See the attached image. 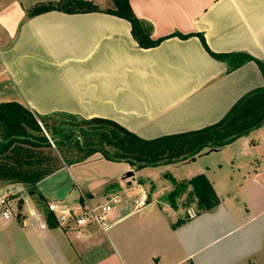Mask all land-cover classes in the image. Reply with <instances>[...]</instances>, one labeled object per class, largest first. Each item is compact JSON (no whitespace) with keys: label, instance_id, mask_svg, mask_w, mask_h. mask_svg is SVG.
Returning a JSON list of instances; mask_svg holds the SVG:
<instances>
[{"label":"crops","instance_id":"crops-1","mask_svg":"<svg viewBox=\"0 0 264 264\" xmlns=\"http://www.w3.org/2000/svg\"><path fill=\"white\" fill-rule=\"evenodd\" d=\"M89 1L101 10L112 7ZM128 2L138 19L151 24L153 40L193 36L141 49L130 24L110 14L51 11L28 18L32 6L0 0V103L16 102L37 116L106 119L150 140L215 124L242 96L264 87L256 63L242 60L264 63V0ZM196 34L211 52L231 55L230 60L212 58ZM93 161L106 160L95 155L64 166L39 182L33 195L20 185L0 186V194L24 201L21 216L0 219V264H264V124L188 161L139 170L127 164L123 170L133 175L120 180L129 187L124 194L137 181L149 206L133 213L130 197L108 184L95 193L100 203L113 194L123 200L110 215L108 232L94 227L76 238L59 226L49 228L33 199L65 205L75 193L68 208H77L84 195L90 205L99 204L94 191L71 175L75 166ZM173 167L185 169V175L174 177ZM167 173L176 181L204 174L219 204L188 219L164 199L171 183L167 191L156 188Z\"/></svg>","mask_w":264,"mask_h":264},{"label":"trees","instance_id":"trees-1","mask_svg":"<svg viewBox=\"0 0 264 264\" xmlns=\"http://www.w3.org/2000/svg\"><path fill=\"white\" fill-rule=\"evenodd\" d=\"M111 1L112 7L104 10L89 0L37 3L27 11V17L32 18L51 11L66 14L101 11L126 20L130 24L132 39L141 49L157 47L169 37L186 39L193 36L175 33L153 40L151 24L134 15L128 0ZM196 36L212 58L222 62L230 60L231 55L211 52L203 36L201 34ZM244 59L253 60L264 78L263 62L250 57H244L242 60ZM242 60L235 65L240 64ZM235 65L231 68H235ZM263 124L264 87L242 96L215 124L195 131L150 140L141 139L106 119L84 120L64 114L37 116L16 102L0 103V186L20 185L25 191L35 193L37 184L46 177L64 166L84 163L95 155L106 161L127 163L136 170L180 163L195 158L204 150L221 149ZM45 133L50 136L56 148L73 145L81 156L76 160L62 157V161L54 160L50 156L54 151ZM166 177L172 189L165 196V201L172 209H177V201L182 199L185 207L194 204L198 214L210 211L219 204V199L204 174L183 181H176L168 174ZM38 198L44 204L47 203L42 196ZM22 201L21 199L18 202L19 208ZM44 211L47 226L57 227L53 214L48 212L46 207Z\"/></svg>","mask_w":264,"mask_h":264},{"label":"rangeland","instance_id":"rangeland-1","mask_svg":"<svg viewBox=\"0 0 264 264\" xmlns=\"http://www.w3.org/2000/svg\"><path fill=\"white\" fill-rule=\"evenodd\" d=\"M19 1L24 5L27 4V5L33 6L37 3L49 2L50 0H19ZM107 2H110V4L112 3L111 0H97V3L100 4L101 6H104ZM51 122L52 121H49V123H51ZM45 135H46V133H45ZM46 136L52 145L51 148L54 152L52 154H50V156L54 160L57 159L59 161H62L61 157L63 159L76 160L81 156V153L76 149L75 146L69 145L67 147L56 148L52 144V141L50 140V136H48V135H46ZM55 156H58V158H56ZM96 156L98 157L99 155H96ZM209 160H211V159H209ZM127 166H128L127 163H123V162L93 161L91 163H87L84 165L75 166L71 170V175L79 183V185H83L84 187L86 186L90 190L94 191V194H93L95 197L94 199L99 200V203H100V199H99V196L97 194H100L105 189V187L110 183H112L114 185H118L119 187L122 188V190H119L118 192L123 197L126 196V197L133 198V197L140 194L143 186L139 187L137 181H135V182H133L131 192L129 194H124L125 189L127 187H125L123 185V181H120V180L122 178H124L127 173H129V170H127V171L123 170ZM180 168L181 167H179V168L173 167L172 168L171 173L174 177L175 176L176 177H183V175H185V172H184L185 169H180ZM167 174H164V176H165L164 178H158V182H155L156 188L159 192L167 191L170 187V181L166 177ZM168 175H170V174H168ZM54 187H55V183L50 184L49 189H54ZM14 191L15 190L12 189L11 193H15ZM95 193H97V194H95ZM5 194H6V192L1 193V195H5ZM59 194H63V191L61 190L59 192ZM165 196H164V199H165ZM83 197L87 198V196L84 195L81 197V200L84 199ZM10 198L16 203L17 208H18V212L16 213L15 216L16 217L21 216L22 212H24V201H22L21 208H19L18 202L21 200L19 195H10ZM33 200H35L34 203H37V206H36L37 211L43 215V213L45 212L44 210H45L47 203L44 204L43 202L38 200V198H34ZM183 200L184 199L177 201V205L179 208H181L184 212L186 211V208L187 209L191 208L194 210V212L196 214H198V211H197L196 206L194 204H190L187 207H185ZM63 201H64L65 205L72 206L73 205L72 203H75V201H76L75 193H72L71 195L66 197ZM43 218L45 220L44 215H43Z\"/></svg>","mask_w":264,"mask_h":264},{"label":"built area","instance_id":"built-area-1","mask_svg":"<svg viewBox=\"0 0 264 264\" xmlns=\"http://www.w3.org/2000/svg\"><path fill=\"white\" fill-rule=\"evenodd\" d=\"M10 195L12 194L9 192H6L5 195L0 194V219L4 221L12 219L18 212L17 205L10 198ZM122 202L120 195L113 194L107 197L103 203L96 205H90L88 198H84L75 209L54 203L47 204L46 208L48 212L53 214L57 226L74 234L76 238H81L87 234L89 229L94 227L102 232H108L113 227L110 215L114 208ZM128 203L133 213L143 211L149 206L148 198L145 194L130 198ZM28 214L39 220L42 218L35 211H29ZM186 216L188 219H193L197 214L193 209L189 208L186 210Z\"/></svg>","mask_w":264,"mask_h":264},{"label":"water","instance_id":"water-1","mask_svg":"<svg viewBox=\"0 0 264 264\" xmlns=\"http://www.w3.org/2000/svg\"><path fill=\"white\" fill-rule=\"evenodd\" d=\"M133 173L132 172H129L126 174V176L129 178V177H132ZM34 192L30 191L29 194L30 195H33ZM24 196L26 197L27 196V193L24 194Z\"/></svg>","mask_w":264,"mask_h":264}]
</instances>
